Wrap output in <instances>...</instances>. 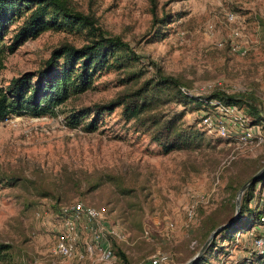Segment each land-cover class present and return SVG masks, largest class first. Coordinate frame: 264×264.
<instances>
[{"label": "rangeland", "instance_id": "1", "mask_svg": "<svg viewBox=\"0 0 264 264\" xmlns=\"http://www.w3.org/2000/svg\"><path fill=\"white\" fill-rule=\"evenodd\" d=\"M70 1L95 17L103 32L129 44L140 57L136 66L142 75L123 85V72L109 70L96 79L94 89L62 103L52 116L12 115L0 122V242L11 245L19 264H101L52 252L59 225L55 210L77 201L104 208L107 223L120 236L109 239L110 249L119 247L128 264L156 253L167 257L166 264H184L207 238L202 219L227 203L231 188L264 164V122L257 123L263 134L258 145L241 146L200 127V147L162 154L147 134L123 120L119 108L103 113L91 131L84 124L67 127L64 116L72 106L102 103L136 87L153 75V62L195 96L253 93L264 118V0ZM155 31L166 35L158 38ZM11 35L8 30L2 43L9 44ZM64 42L79 44L81 35L48 30L4 53L0 83L33 72ZM195 108L186 106L183 122L198 128L200 109ZM192 203L194 216L187 219L184 210ZM255 227L264 231V224ZM249 232L236 233L232 241L218 238L220 246L205 253L200 264L256 263ZM112 253L111 264H120Z\"/></svg>", "mask_w": 264, "mask_h": 264}, {"label": "trees", "instance_id": "2", "mask_svg": "<svg viewBox=\"0 0 264 264\" xmlns=\"http://www.w3.org/2000/svg\"><path fill=\"white\" fill-rule=\"evenodd\" d=\"M151 16L156 19L154 10L151 11ZM162 18L159 23L164 21ZM8 30H12V35L9 44L5 45L2 41ZM48 30L74 31L81 35V42L56 45L33 72H23L4 84L0 83V122L12 115L52 116L62 103L94 89L96 79L109 70L123 72V78L120 79L123 85L137 81L142 75V69L136 66L141 63L140 57L129 44L118 35L103 32L96 26L95 17L78 11L70 0H0V60L4 53H11L24 41L34 39ZM157 34L158 38L166 35L162 31H155L153 36ZM149 65L153 66V75L143 79L136 87L102 103L70 107L64 116L65 125L74 128L84 124V128L91 131L95 129L96 122L103 113L119 108L123 120L129 122L134 131L147 134L160 152L167 154L196 149L204 142V132L200 126L194 128V125L183 122L185 108L190 104L197 111L207 109L209 100L232 104L249 118L250 123L257 124L261 120L264 122L253 93L226 94L213 91L208 95L195 96L177 78L164 75L155 63L149 62ZM173 104L182 108L177 110ZM198 121L199 119L196 124ZM263 165H257L246 178L238 181L231 188L228 202L202 219L203 239L215 227L232 218L237 190ZM263 187L264 171L243 191L239 211L233 222L219 231L191 264H200L205 253L216 251L220 246L218 238L232 241L236 233L264 224L261 221L264 204H259L260 198H264ZM122 192L125 193V190ZM254 234L257 236L258 230ZM113 246L112 251L120 264H128L127 256L119 247ZM250 251L256 259L253 264H264V246L260 251L253 247ZM15 258L11 245L0 242V264H19ZM242 264L246 262L243 260Z\"/></svg>", "mask_w": 264, "mask_h": 264}, {"label": "built area", "instance_id": "3", "mask_svg": "<svg viewBox=\"0 0 264 264\" xmlns=\"http://www.w3.org/2000/svg\"><path fill=\"white\" fill-rule=\"evenodd\" d=\"M231 49L236 50L237 48L232 45ZM237 52L243 53L241 48H238ZM206 106L207 109L200 110L198 121V125L206 132L241 146L258 145L263 142L260 126L250 123L249 118L235 105L209 100ZM262 190L264 191V188ZM195 204L192 203L185 208L184 213L187 219L194 216ZM55 211L59 225L53 230L52 252L56 256L62 259H76L77 261L89 259L101 264L114 262L109 239L120 238V236L107 223L106 211L103 207H95L76 201L59 205ZM261 221L264 222V215H262ZM166 226L171 229L172 225L166 223ZM81 228L86 236H83L84 233ZM255 230L259 232L257 236L254 234ZM144 234H147V231H144ZM249 236L251 246L260 251L264 246V231L255 227L251 229ZM166 263L167 257L164 254L156 253L146 260L129 264Z\"/></svg>", "mask_w": 264, "mask_h": 264}, {"label": "water", "instance_id": "4", "mask_svg": "<svg viewBox=\"0 0 264 264\" xmlns=\"http://www.w3.org/2000/svg\"><path fill=\"white\" fill-rule=\"evenodd\" d=\"M264 171V165L258 170L256 171L253 175H251L237 190L235 197H234V212H233V216L232 218L226 222L223 223L217 227H215L207 236V238L205 239V241L203 242V244L201 245V247L199 248V250L189 259L187 260L184 264H191L197 257H199L203 251L206 249L207 245L209 244V242L214 238V236L221 231L222 229L226 228L228 225H230L233 220L236 218L238 211H239V201H240V197L243 193V191L246 189V187L253 182L257 176Z\"/></svg>", "mask_w": 264, "mask_h": 264}]
</instances>
